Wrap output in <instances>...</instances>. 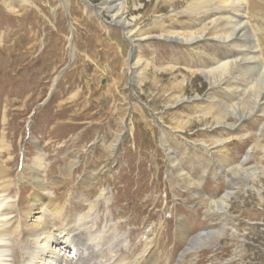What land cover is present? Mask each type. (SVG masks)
<instances>
[{
    "label": "rangeland",
    "instance_id": "374dc122",
    "mask_svg": "<svg viewBox=\"0 0 264 264\" xmlns=\"http://www.w3.org/2000/svg\"><path fill=\"white\" fill-rule=\"evenodd\" d=\"M101 1L0 0V161L9 207L3 213L26 225L35 195L44 209L58 208L69 227L86 214L84 228L100 236L108 225L104 239L122 244L118 264L146 244L154 245L156 264H264L263 151L252 148L246 163L258 169L255 180L224 174L253 145L241 138L245 133L256 131L264 145V119H246L234 134L216 127L211 112L228 97L217 90L208 99V83L192 71L206 42L191 47L157 37L201 27L182 13V0H125V19L136 24L129 37L98 13ZM176 95L193 101L175 105ZM216 139L229 140L216 146ZM31 171L41 174L37 188L24 183ZM228 186L234 194L220 232L221 218L212 214L219 206L209 202ZM18 197L26 210L20 214L12 211ZM150 230L155 237L146 235ZM202 230L221 235L182 255ZM13 241L7 237L4 249ZM113 250L102 262L117 261L118 246Z\"/></svg>",
    "mask_w": 264,
    "mask_h": 264
},
{
    "label": "bare ground",
    "instance_id": "6f19581e",
    "mask_svg": "<svg viewBox=\"0 0 264 264\" xmlns=\"http://www.w3.org/2000/svg\"><path fill=\"white\" fill-rule=\"evenodd\" d=\"M85 1L89 2V0ZM182 1L185 3V8L182 13L186 14L188 17H193L194 23L199 24L201 27L199 29H192V25H186L188 30L187 32L185 30L183 35H181L182 32H178L174 36L161 34L157 37L171 39L191 47L206 42L204 48L207 52L198 51L196 53L199 55L196 64H199L200 68L192 71H197L208 83L210 91L209 94L206 95L208 99L212 96V93L217 90H219L218 92H220L221 97H228L227 102L224 101L225 99H222V102H220L221 104H217V107L214 109V113L211 112V117L215 121L216 127L224 126L227 128V132L234 134V132L240 130L241 124L246 119L253 118L257 121H259L260 118L264 119V0ZM126 12L127 7L125 0H102L100 5H98V13H104L113 23L127 29L128 32H125V36L129 37L131 32H133L132 27L136 24L133 21H126ZM172 33H174V31ZM217 48L220 50V53L213 55V51H216ZM182 89H184L183 85L180 91ZM245 95L249 98L246 103H241V97ZM170 98L172 97L170 96ZM174 98L176 99L175 105L184 103L185 101H193L192 98L181 97V95H176ZM208 99L206 97L203 101L205 102ZM209 105L210 103L207 105L208 108ZM226 115L237 117V124H229L221 119ZM199 120H201V118H199ZM261 122L259 131L264 127V121ZM257 134L256 131L254 133L247 132L241 137H250L254 139V143L250 149H247L238 164L228 170H224L226 176L229 170H234V174L232 175H234L236 180H238L237 178H240V176L242 177V175L249 176L254 180L256 176H258L259 171L256 167L246 166V163L251 157L252 148H260L264 153V145L260 144L259 135ZM238 139L240 140V137H238ZM227 140L229 139H216L215 145H223V143H227ZM21 171L22 174L20 177L23 179L25 176V166H23ZM40 175L36 171H31L25 177L24 183L28 186L37 188L38 184L41 183L39 178ZM5 176L6 170L4 167V160H1L0 264H106L102 262V258L106 257V260H108V257L112 256L110 254L113 248L117 246L120 253L117 261H112V264H118V262L121 261L122 244H119L118 239L112 241L109 239L107 240V238V241L104 239L107 236L106 232L110 230L108 225L100 236H94L91 227H83L84 223H87L86 219L88 218L86 214H83V216H80L79 219L75 221L74 225L72 223V227H69L71 223L68 224V222H64L62 213H60L58 208L50 210L44 209L43 206H40L37 199H35L38 196L34 195V197H30V209L27 213L29 215V220L27 224L23 225L19 220V222L17 221L14 224L12 217L6 216L8 213H3V211L9 209L6 203L8 198L4 196L2 191L4 187H6ZM230 181L232 182V180ZM247 187L254 188L252 185ZM228 189L229 190L219 199L209 202V206H219L214 209L215 211L212 212V214H216L219 220L221 218L222 226L219 228L220 232L225 229L226 221L223 216L226 214L225 212H227V200L234 194L231 186H228ZM19 199L18 197L17 202L12 205V211L20 214L22 211L24 212L26 210H23L19 205ZM93 206H95V204H90L89 210H91ZM101 220L102 217L96 221L94 220L95 224L97 225L98 221L100 223ZM109 225L111 229H114L115 226L118 227L122 225V218L117 219L113 224L110 223ZM53 230H56V233H54ZM215 233L220 237L221 233H219V231L208 232V230H202L198 234L188 238L187 249H185L182 255L190 253L196 248L198 249L199 247L210 244ZM146 235L148 237L154 236V230H150ZM10 236L14 241L12 244L8 245L9 249L5 250L4 247H6L7 244L3 242H6V238ZM114 238L116 237L114 236ZM32 241L36 244L32 250L33 252H30V244ZM73 243L74 245L71 246ZM120 243H122V241ZM82 248L84 250L83 257L78 260L76 256H78V251ZM69 249L72 251H70L68 255ZM115 253H113V255ZM156 253L154 245L146 244L143 252L138 257L128 261L127 264H156L157 259L156 257L154 258ZM163 263L170 264L169 261H164Z\"/></svg>",
    "mask_w": 264,
    "mask_h": 264
}]
</instances>
